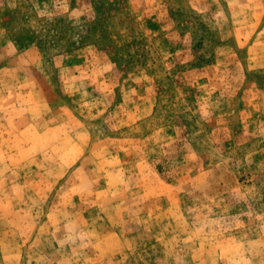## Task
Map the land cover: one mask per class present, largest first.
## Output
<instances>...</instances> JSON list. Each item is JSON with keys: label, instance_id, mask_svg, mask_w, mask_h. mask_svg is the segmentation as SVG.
I'll return each mask as SVG.
<instances>
[{"label": "rangeland", "instance_id": "1", "mask_svg": "<svg viewBox=\"0 0 264 264\" xmlns=\"http://www.w3.org/2000/svg\"><path fill=\"white\" fill-rule=\"evenodd\" d=\"M0 264H264V0H0Z\"/></svg>", "mask_w": 264, "mask_h": 264}]
</instances>
